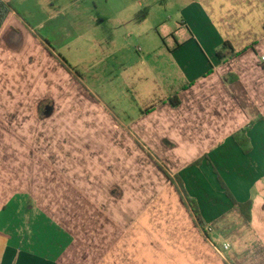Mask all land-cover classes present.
Wrapping results in <instances>:
<instances>
[{"label":"crops","instance_id":"crops-1","mask_svg":"<svg viewBox=\"0 0 264 264\" xmlns=\"http://www.w3.org/2000/svg\"><path fill=\"white\" fill-rule=\"evenodd\" d=\"M2 1L12 7L0 30L2 115L4 98L12 109L68 78L55 46L87 43L86 33L101 29L106 37L94 41L117 53L133 44L155 48L148 54L166 49L183 83L173 91L177 107L163 102L132 126L108 114L136 130L171 173L157 165L161 179L144 185L143 195L141 185H119L116 197L106 184L83 182L97 225L83 224L80 213L74 220L50 212L32 195L39 186L12 191L0 180V264H264V0ZM108 138L102 142L113 149V133ZM12 143L19 145L16 137ZM117 155L86 156L75 171L105 183L122 173L109 168ZM67 187H54L61 203ZM147 192H155L150 201Z\"/></svg>","mask_w":264,"mask_h":264},{"label":"rangeland","instance_id":"rangeland-1","mask_svg":"<svg viewBox=\"0 0 264 264\" xmlns=\"http://www.w3.org/2000/svg\"><path fill=\"white\" fill-rule=\"evenodd\" d=\"M86 35L87 43L79 41L60 48L54 45L70 66L64 67V70L69 68L68 78L56 80L57 90L44 91V95L30 100L20 97L18 106L14 102L15 111L4 98L1 105L4 114L0 113V168H3L0 180L12 191L17 185H21V190L27 184L39 186L41 192L37 190L32 195L40 205L58 217L67 213L69 219L75 220V215L80 213L83 224L95 226L97 218L88 209L91 202L87 200L91 195L82 193L83 182L84 186L106 184L108 195L116 197L122 195L119 185H130L137 191L142 186L139 194L143 195L144 185L156 184L155 180L161 179L158 166L167 174L171 173L155 151L143 144L136 130L119 127L112 118L124 126L136 124L148 113L157 111L163 102L171 105L170 100L176 96L173 91L183 80L166 49L148 54L150 49L156 51L155 48L142 50L133 44L132 49L117 53L105 41H94L105 38L106 29ZM51 92L54 94L50 95ZM111 133L113 149L102 142L109 141ZM14 137L19 145L12 143ZM106 151L119 153L108 163L109 168L121 169L118 177L106 178L103 183L99 177L91 178L90 173L82 177L75 171L77 163H86V156ZM12 163L19 169H13ZM101 164L105 166L102 159ZM59 184L71 187H67L63 203L59 200L62 194L54 189ZM45 187L47 192H42ZM154 195L155 192H147L148 200ZM75 198L80 199L76 205ZM45 199L49 200L47 204ZM137 210L140 212L139 208ZM133 211L131 215L126 213V217H136Z\"/></svg>","mask_w":264,"mask_h":264},{"label":"trees","instance_id":"trees-1","mask_svg":"<svg viewBox=\"0 0 264 264\" xmlns=\"http://www.w3.org/2000/svg\"><path fill=\"white\" fill-rule=\"evenodd\" d=\"M11 9L12 7L10 6V4H7L5 2H3L2 0H0V30L1 28L3 27L7 17L9 16V14L11 13ZM42 40V43L43 45L47 48V49H52V46L51 44L49 43L48 40H45L43 38H41ZM227 44H225L224 47H226ZM220 55V54H219ZM65 61V60H64ZM67 64V63H66ZM70 67V66H68ZM79 75V74H78ZM170 103L173 107H177L179 104H180V101H179V98L178 96H175L174 98H172L170 100ZM239 144L242 145L243 148H245V152L248 151V148H246V145L244 143H242V141H239ZM202 162V160H199L197 161L195 164H200ZM221 184H222V187L224 189H226V186L224 185V183L220 180ZM226 194L227 196L230 198V200L232 201V203L234 204V206L236 207H241L243 208L240 204H238L234 198L232 197L231 193L226 189ZM189 205L191 206L192 208V211L198 221L199 224L202 225V220H201V217H200V214H199V210L197 208V206L195 205V203L191 200H189ZM248 206V209H249V205ZM243 210V209H242ZM246 212V211H245ZM246 216L249 217V210L247 211L246 213Z\"/></svg>","mask_w":264,"mask_h":264},{"label":"built area","instance_id":"built-area-1","mask_svg":"<svg viewBox=\"0 0 264 264\" xmlns=\"http://www.w3.org/2000/svg\"><path fill=\"white\" fill-rule=\"evenodd\" d=\"M263 59H264V58H263ZM230 247H231L230 244H225V245H224V249H225V250H229Z\"/></svg>","mask_w":264,"mask_h":264}]
</instances>
